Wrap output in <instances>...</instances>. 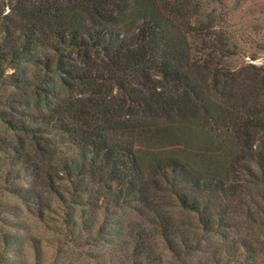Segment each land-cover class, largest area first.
I'll list each match as a JSON object with an SVG mask.
<instances>
[{
	"label": "trees",
	"instance_id": "obj_1",
	"mask_svg": "<svg viewBox=\"0 0 264 264\" xmlns=\"http://www.w3.org/2000/svg\"><path fill=\"white\" fill-rule=\"evenodd\" d=\"M194 7L0 0V84L24 93L7 123L70 150L59 168L79 204L101 203L92 218L127 207L141 219L130 246L145 264L161 263L155 241L184 264L212 234L216 252L246 245L226 233L242 216L264 229V66L225 65L226 39Z\"/></svg>",
	"mask_w": 264,
	"mask_h": 264
},
{
	"label": "rangeland",
	"instance_id": "obj_2",
	"mask_svg": "<svg viewBox=\"0 0 264 264\" xmlns=\"http://www.w3.org/2000/svg\"><path fill=\"white\" fill-rule=\"evenodd\" d=\"M193 4L198 20L226 39L233 54L225 65L264 66V0H193ZM11 73L13 69L6 68L3 78ZM5 83L0 84V112L7 113H0V264H145L141 257H132L130 246L131 236L137 232L133 226L141 219L127 207L116 214L96 210L92 218L90 209L101 203L82 195L90 204H79L59 168V157L70 150L50 146L39 138L41 133L27 136L7 123L13 115L19 116L15 110L22 109L19 101L24 93ZM82 205L89 211L79 219ZM259 206L264 222L263 199ZM70 217H75L76 226L68 222ZM90 218L93 228L87 230L82 223ZM241 219L238 231L226 232L227 240L231 244L243 239L246 245L238 249L230 245L216 252L217 244L225 240L212 234L204 248L187 257L184 264H264V229L249 224L245 216ZM113 222H120L122 229L108 232ZM246 222L250 230L243 228ZM100 224H105L101 231ZM4 239L9 244L4 245ZM153 249L154 258L161 259L155 264H183L159 241Z\"/></svg>",
	"mask_w": 264,
	"mask_h": 264
}]
</instances>
